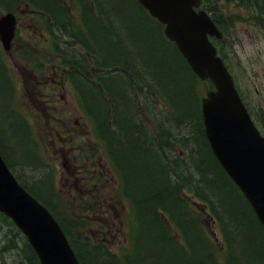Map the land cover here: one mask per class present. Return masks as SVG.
I'll list each match as a JSON object with an SVG mask.
<instances>
[{"label": "trees", "instance_id": "trees-1", "mask_svg": "<svg viewBox=\"0 0 264 264\" xmlns=\"http://www.w3.org/2000/svg\"><path fill=\"white\" fill-rule=\"evenodd\" d=\"M22 1L34 13L41 11L64 36L62 41L55 39L53 47L71 64L70 79L134 212L129 247L122 253L112 251L103 237L87 233L89 220L83 214L89 209L95 212L94 204H84L76 215H65L55 168L45 157L37 130L19 109L0 46V118L10 140L19 146L20 157L1 126L0 151L21 183L56 215L81 262L264 264V226L206 137L201 98L213 83L198 78L166 37L164 25L138 0H76L80 26L61 0ZM218 1L205 0V6L223 30ZM245 1L264 12V0ZM215 42L227 58L223 39ZM201 83L206 84L203 92ZM198 205L207 208L206 221ZM210 221L219 226V246L207 229ZM5 223L23 238L18 247L7 237L13 249L22 253L24 261L18 264H41L26 236L0 212V232ZM222 239L225 251H220Z\"/></svg>", "mask_w": 264, "mask_h": 264}, {"label": "rangeland", "instance_id": "rangeland-1", "mask_svg": "<svg viewBox=\"0 0 264 264\" xmlns=\"http://www.w3.org/2000/svg\"><path fill=\"white\" fill-rule=\"evenodd\" d=\"M61 1L73 15L75 24L80 26L76 0ZM218 9L223 16V26L229 33L223 43L227 62L237 77L239 88L250 109L264 123V14L242 0H220ZM8 12L14 13L17 18L18 36L12 41L11 51H4L3 59L15 83L19 109L38 131L37 138L47 148L45 152L55 168L61 207L65 215L71 216L78 213L80 204L87 207L94 204L96 212L89 209L83 214L89 220L87 232L97 237L98 231H101L100 234L105 236L112 251L122 253L129 247L128 222L133 220L132 207L122 197L119 175L96 137L92 123L84 114L78 94L66 78L65 71L70 68L69 65L52 51V41L65 38L48 18L37 16L25 1L0 2V17ZM47 20L51 23L49 29L46 27V24L49 25ZM116 26L119 28L117 21ZM34 46L40 47L37 48L43 55L38 54L40 59L33 66L26 56H22L25 54L22 52L25 47L32 49ZM36 50L33 48L31 52L36 54ZM91 61H86L88 69ZM205 86V83H201L202 92ZM0 126L8 139V128L1 118ZM10 136L13 140V136ZM9 141L15 150L19 148L10 138ZM81 151L93 157L80 162L73 159L82 156L84 153ZM19 157L20 152L17 153ZM116 205L120 206L115 208ZM197 207L204 214L205 221L209 219L205 207ZM207 227L219 246L217 224L210 221ZM12 230L16 232L10 223H5L0 232L2 264H18L16 256L22 254L17 253V249H13L8 242L9 236L15 246L21 247L23 238Z\"/></svg>", "mask_w": 264, "mask_h": 264}, {"label": "water", "instance_id": "water-1", "mask_svg": "<svg viewBox=\"0 0 264 264\" xmlns=\"http://www.w3.org/2000/svg\"><path fill=\"white\" fill-rule=\"evenodd\" d=\"M166 24L194 72L210 78L215 89L202 100L206 133L226 171L244 191L264 224V136L245 106L232 75L208 34L221 36L200 0H139ZM16 25L11 12L0 17V39L11 47ZM0 210L28 236L43 264H80L63 230L50 211L17 181L0 154Z\"/></svg>", "mask_w": 264, "mask_h": 264}, {"label": "bare ground", "instance_id": "bare-ground-1", "mask_svg": "<svg viewBox=\"0 0 264 264\" xmlns=\"http://www.w3.org/2000/svg\"><path fill=\"white\" fill-rule=\"evenodd\" d=\"M263 1V0H262ZM219 2V1H218ZM131 7V6H130ZM251 7V6H250ZM132 8V7H131ZM87 11V10H86ZM216 11V10H215ZM41 11H38L37 13H35L36 15H41V13H40ZM106 15V14H105ZM43 16V15H42ZM44 16H46V14H45V12H44ZM61 17V16H60ZM129 19V18H128ZM129 22V21H128ZM118 23V22H117ZM89 25V24H88ZM132 25V24H131ZM141 25V24H140ZM142 25H143V23H142ZM227 25V24H226ZM90 27V26H89ZM181 52V51H180ZM62 53V52H61ZM182 53V52H181ZM182 55H183V53H182ZM184 56V55H183ZM84 71V70H83ZM74 73V72H73ZM113 81V80H112ZM92 84V83H91ZM112 84V83H111ZM117 91V90H116ZM115 94H117V93H115ZM110 97V96H109ZM124 100V99H123ZM122 100V101H123ZM130 101V100H129ZM125 103V102H124ZM126 103H127V101H126ZM156 103V102H155ZM120 105V104H119ZM135 105V104H134ZM134 107V106H133ZM132 108V107H131ZM122 113V112H121ZM133 113V112H132ZM161 115V114H160ZM134 117H135V115H134ZM161 117V116H160ZM172 119V118H171ZM102 120V119H101ZM199 120V119H198ZM138 121V120H137ZM119 122V121H118ZM165 122H167V121H165ZM117 127V126H116ZM186 129V128H185ZM127 131V130H126ZM136 133V132H135ZM122 136V135H121ZM139 137V136H138ZM181 141V140H180ZM152 142V141H151ZM158 142V141H157ZM148 144V143H147ZM140 146V145H139ZM158 146V145H157ZM177 152V151H176ZM113 153V152H112ZM163 154V153H162ZM193 165V164H192ZM194 166V165H193ZM47 167V166H46ZM28 172V171H27ZM171 175V174H170ZM191 184V183H190ZM238 187V186H237ZM239 188V187H238ZM199 202H201V200H199ZM215 223H217L216 221H214ZM206 225H207V223H206ZM9 226V225H8ZM207 229H208V227H207ZM14 231V230H13ZM19 238V237H18ZM222 242H223V248L224 249H221L220 251H225V248H226V243H225V241H224V239H222ZM74 245V244H73ZM10 246V245H9ZM12 247V246H11ZM13 248V247H12ZM9 249V248H8ZM16 249V248H15ZM10 250V249H9ZM5 251V250H4ZM6 252V251H5ZM16 258H18L16 261H17V263H19V262H23L22 261V256L21 255H19V257H17L16 256ZM24 258V257H23ZM260 264V263H259Z\"/></svg>", "mask_w": 264, "mask_h": 264}]
</instances>
